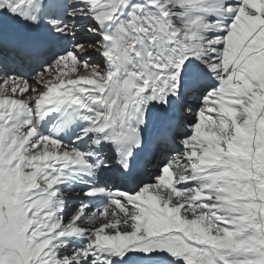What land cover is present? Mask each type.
I'll return each instance as SVG.
<instances>
[{
    "label": "snow or ice",
    "instance_id": "1",
    "mask_svg": "<svg viewBox=\"0 0 264 264\" xmlns=\"http://www.w3.org/2000/svg\"><path fill=\"white\" fill-rule=\"evenodd\" d=\"M0 264H264V0H0Z\"/></svg>",
    "mask_w": 264,
    "mask_h": 264
}]
</instances>
